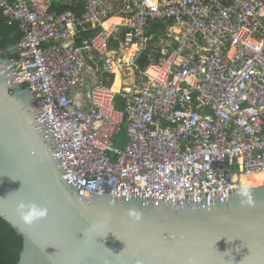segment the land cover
<instances>
[{"label": "built area", "instance_id": "2783aa9c", "mask_svg": "<svg viewBox=\"0 0 264 264\" xmlns=\"http://www.w3.org/2000/svg\"><path fill=\"white\" fill-rule=\"evenodd\" d=\"M80 1L0 0L23 34L9 77L32 95L66 183L199 202L264 173V0ZM118 70L135 81L114 92Z\"/></svg>", "mask_w": 264, "mask_h": 264}, {"label": "water", "instance_id": "95a60500", "mask_svg": "<svg viewBox=\"0 0 264 264\" xmlns=\"http://www.w3.org/2000/svg\"><path fill=\"white\" fill-rule=\"evenodd\" d=\"M9 63L0 56V217L23 238L18 264H264V187L199 202L81 195Z\"/></svg>", "mask_w": 264, "mask_h": 264}, {"label": "trees", "instance_id": "16d2710c", "mask_svg": "<svg viewBox=\"0 0 264 264\" xmlns=\"http://www.w3.org/2000/svg\"><path fill=\"white\" fill-rule=\"evenodd\" d=\"M65 9H67L65 5H59L58 7L59 11ZM70 9H75V7H70ZM22 36L19 24L14 23L12 26H9L6 23L4 14L0 11V56L9 59L18 58L17 44ZM144 65L145 63L143 62L142 66ZM121 103L123 105V99L118 96L116 100V107L118 106V109L121 108ZM242 182L245 186L252 183L249 181ZM22 248V236L0 217V264H18Z\"/></svg>", "mask_w": 264, "mask_h": 264}, {"label": "crops", "instance_id": "0c3cea01", "mask_svg": "<svg viewBox=\"0 0 264 264\" xmlns=\"http://www.w3.org/2000/svg\"><path fill=\"white\" fill-rule=\"evenodd\" d=\"M76 1L77 0H65V5H66V7L65 8H70V7H75V6H77V8H81V5H82V2L79 0V2H78V4L77 5H75V3H76ZM113 19H119L118 17H113L112 18V20ZM112 20L110 19V21H108V23L106 24V28H109L111 25H113V22H112ZM120 20V19H119ZM121 21V20H120ZM119 21V22H120ZM114 24H118V23H114ZM92 35V33H88V34H86L85 36H91ZM77 43L81 46L82 45V40L81 39H78L77 40ZM144 61H139V63L142 65V63H143ZM145 63V65H146V62H144ZM144 65V66H145ZM143 66V67H144ZM128 73L127 72H124V71H120V70H118L116 73H115V75L112 77V79H111V81L109 82V85L112 87V89L113 88H115V89H113V91L114 92H117V89H118V87H117V89H116V87H114L116 84H117V76L119 75V78H120V76H122L123 78L121 79L120 78V80H119V84H120V87L122 88V87H131L132 86V84L134 83V81H135V77L134 76H132V75H130V76H128L127 75ZM92 79H93V81H97V80H100V81H105L104 80V77H103V75L101 74V73H99V74H95V75H91L90 76V80L92 81ZM105 82H107V81H105ZM116 83V84H115Z\"/></svg>", "mask_w": 264, "mask_h": 264}, {"label": "bare ground", "instance_id": "6f19581e", "mask_svg": "<svg viewBox=\"0 0 264 264\" xmlns=\"http://www.w3.org/2000/svg\"><path fill=\"white\" fill-rule=\"evenodd\" d=\"M151 1H153V0H151ZM119 21H120L119 19H113L112 20L113 24L114 23H119ZM106 24H105V26H106ZM119 80H120V78L118 76V78H117V84L114 87H117L118 86ZM239 180H240L241 185L244 188H246V189L264 187V173L245 175V176H242ZM242 181H249V182H252V183L250 185H248V186H245V185H243V182Z\"/></svg>", "mask_w": 264, "mask_h": 264}, {"label": "rangeland", "instance_id": "374dc122", "mask_svg": "<svg viewBox=\"0 0 264 264\" xmlns=\"http://www.w3.org/2000/svg\"><path fill=\"white\" fill-rule=\"evenodd\" d=\"M119 76V75H118ZM118 76H117V78H118ZM120 78L122 79L123 77L122 76H120ZM116 84V83H115ZM117 87H118V89H117ZM116 87V89H117V92H119L120 91V89H121V87H120V84H118V86ZM132 87V86H131ZM113 89H115V88H113ZM123 105H122V103H121V108H119V109H122L123 107H122ZM118 107V106H117ZM127 141H128V139H127V132H126V128H124V130L122 131V133L120 134V136H119V138H118V140H117V146H119V147H123L126 143H127ZM259 188V187H258Z\"/></svg>", "mask_w": 264, "mask_h": 264}, {"label": "clouds", "instance_id": "9594fccd", "mask_svg": "<svg viewBox=\"0 0 264 264\" xmlns=\"http://www.w3.org/2000/svg\"><path fill=\"white\" fill-rule=\"evenodd\" d=\"M21 208H33V207H36V208H39L41 209L39 206L35 205V204H24L21 202V205H20ZM45 215V212L43 209H41V211L39 212V217H43ZM39 221V220H38ZM37 221V222H38ZM75 239H79V237H76Z\"/></svg>", "mask_w": 264, "mask_h": 264}]
</instances>
